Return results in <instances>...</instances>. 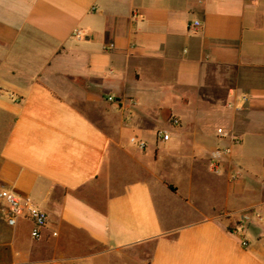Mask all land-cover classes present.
<instances>
[{"label":"crops","instance_id":"1","mask_svg":"<svg viewBox=\"0 0 264 264\" xmlns=\"http://www.w3.org/2000/svg\"><path fill=\"white\" fill-rule=\"evenodd\" d=\"M0 188V264H264V0H0Z\"/></svg>","mask_w":264,"mask_h":264},{"label":"built area","instance_id":"2","mask_svg":"<svg viewBox=\"0 0 264 264\" xmlns=\"http://www.w3.org/2000/svg\"><path fill=\"white\" fill-rule=\"evenodd\" d=\"M201 28V23L196 22L194 24H190V31H197ZM74 36L79 37L80 32L76 30L74 32ZM107 101L110 103H115L116 97L110 96L107 98ZM180 124L178 119L172 120V125L178 126ZM222 138L228 136V134H222ZM159 140L164 141L167 140L170 135L166 131H160L157 134ZM134 144L138 146L139 149L145 150L147 145L146 143L137 140L134 138L132 140ZM232 154V148L230 146H220L218 147L210 157V167L211 170L217 174H222V164L226 158H228ZM240 177V172L237 171L232 173L231 180L233 182L237 181ZM0 204L3 206L2 212L6 217L7 223L10 227H17L19 220L22 218H27L32 223L31 229V237L34 240H39L42 238L43 230L46 228L48 224V216L47 214L32 204L31 200L23 199L20 196L14 194L11 191H8L4 188H0ZM249 220L248 217L244 218V221ZM247 245V243H245Z\"/></svg>","mask_w":264,"mask_h":264}]
</instances>
